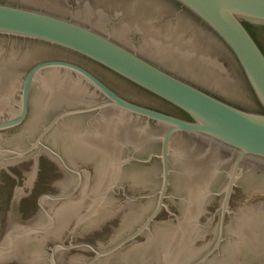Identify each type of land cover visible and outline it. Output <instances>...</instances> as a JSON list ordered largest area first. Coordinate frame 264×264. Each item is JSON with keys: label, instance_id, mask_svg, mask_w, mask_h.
<instances>
[{"label": "water", "instance_id": "water-1", "mask_svg": "<svg viewBox=\"0 0 264 264\" xmlns=\"http://www.w3.org/2000/svg\"><path fill=\"white\" fill-rule=\"evenodd\" d=\"M173 1L199 25L181 17L173 25L163 22L161 38L151 30V23L162 17L155 10L158 1L119 0L126 17L116 33L134 47L125 34L145 31L147 37L136 44L163 53L153 59L176 65L179 75L215 93L243 100L216 47L223 46L241 67L263 112L220 99L93 27L0 1V36L37 49L78 54L190 117L181 119L133 103L70 62L33 65L41 57H35L36 49L19 54L20 49L0 47V119L6 118L0 121V169L17 181L6 167L33 160L31 172L20 170L27 178L22 179L23 187L16 186L13 192L0 264L13 260L59 264L69 250L96 253L95 257L77 253L69 264H264V201L239 204L264 193V50L251 32L264 28V0ZM81 2V15L89 17L103 3L115 0ZM97 27L108 31L106 26ZM9 54L14 63L6 68L2 61ZM187 54L195 55L193 66L185 62ZM90 85L103 95V103L53 118L70 105L101 101ZM96 109L101 110L64 118ZM46 134L51 148L44 144ZM27 147L31 153L16 154ZM41 155L63 178L51 185L58 194L42 196L37 214L22 222L18 204L33 189ZM129 155L134 158L126 162ZM73 167L82 168L77 190L79 176L69 170ZM121 211L108 242L96 241V247L70 244L101 231L103 222Z\"/></svg>", "mask_w": 264, "mask_h": 264}, {"label": "flooded vegetation", "instance_id": "flooded-vegetation-1", "mask_svg": "<svg viewBox=\"0 0 264 264\" xmlns=\"http://www.w3.org/2000/svg\"><path fill=\"white\" fill-rule=\"evenodd\" d=\"M0 1H10V2H13L15 4H19L20 6H25V7H29V8H33V9H37V10H42V11H45L48 13H54V14H57V15H60L63 17L70 18V19L77 21L79 23H82L86 26L93 27L94 29L102 32L106 36L111 37L113 40L125 45L126 47L133 50L134 52H136L140 56L144 57L145 59L155 63L156 65L160 66L161 68H163V69H165V70H167L173 74H176V75L182 77L183 79L193 83L194 85H197L198 87L207 91L208 93H211L212 95H214L220 99H223V100H225L231 104L239 106L241 108H246V109L253 110L256 112H263V109H262L260 103L258 102L256 96L254 95V93H253V91H252L241 67L239 66V64L237 63L235 58L232 56V54L223 46L218 45L216 47L219 50H221L220 54L222 55L221 57H222L224 63L227 64V66L229 67V70L231 71L232 75L236 79V83L240 87V92H242L241 95L243 96V100H235L231 97H227V96L215 93V92H213V91H211V90H209V89H207V88H205L199 84H196V83L188 80L187 78L179 75L178 72L176 71V69H177L176 65H169V64L165 65L161 61H157V60L153 59V56H159V55L163 56V53L156 50V48H147L146 47L144 49H141L138 47V45L136 44L137 41H141L142 40L141 38L147 37L145 34V31H143V30L138 31L137 29H132L133 31L131 30L130 32H127L125 34V37L132 40L135 43L134 44L135 46L131 47V46L125 44L121 38L123 36L119 35L115 31V29L117 27L125 25L124 24L125 17H126L125 11H124L122 6H120L116 3L119 0H115V2L103 3L99 8L96 9V11L98 13L94 12L89 17H84L81 15L82 13H80L81 9H82L81 0H0ZM156 1L159 2V7L155 10L157 12H160L162 14L161 15L162 17H160L159 19H157L151 23V28H152L151 30L153 32H155L157 35L160 33L158 35L159 37L163 38V34H162V32H163L162 31V29H163L162 23L163 22H165V24H168V25L169 24L173 25L175 22L178 21V18L181 17L183 19H187V21H189L191 23L198 24L197 20H195V18L187 10L182 8L178 3L174 2L173 0H156ZM101 25L106 26L108 31H106L105 29H99L97 27V26H101ZM170 27H172V26H170ZM251 32H252L253 36L255 37V39L260 44V46L262 47V49L264 50V28H254V29H251ZM136 45L138 48L136 47ZM0 47L5 48L6 50H10L13 48L18 49V50L20 49V51H22V52H20L19 54L23 53V50L24 51H26V50L31 51V50L36 49L35 57H38V56L39 57L41 56V57L39 59L33 61V63H32L33 65L40 63V62L49 61V60H60V61H66V62H70V63L76 64V65L82 66L85 69H87L88 71H90L91 73H93L95 76H97L99 79H101L106 85H108L112 90H114L116 93H118L120 96L124 97L125 99H127L133 103L148 107L150 109H153V110H156V111L168 114V115H172V116H175V117H178L181 119L190 120V117L187 114H185L183 111L176 108L172 104L168 103L167 101L151 94L150 92L138 87L137 85L131 83L130 81H128V80H126L120 76H118L117 74H115V73L109 71L108 69L100 66L99 64H97V63H95V62H93V61H91L85 57H82L78 54H75V53H72L69 51H65V50H61V49H54V48H50V47H46V48L41 47V48L37 49L38 47L36 48L33 45H29V44L24 43L23 41H17L15 39H9L7 37H2V36H0ZM5 54L6 53H2V55H5ZM10 57H11V54L8 55V59L6 61L5 60L2 61V62H5L3 64V67L7 68V67H9V65H12V63H14V59H12ZM35 57H33V59ZM0 58H2V57H0ZM9 59H11V60H9ZM185 62L187 64H190V66H193L196 63L195 55L187 54L185 56ZM29 68L30 67L27 68L25 75L28 72ZM71 73L75 74L74 72H71ZM25 75H24V77H25ZM75 75H77V74H75ZM33 86H34V84H33ZM33 86H32V89L30 92V97H29L28 114H27L24 122L26 121V119L29 116L30 100H31V94H32ZM21 88H22V86H21ZM96 92L99 93L98 91H96ZM20 93H21V91H20ZM99 95L102 98L101 101H99V102H84V103L78 104V105H70L68 107L62 108L59 111H57L54 114L53 118L57 114H59L63 111H66V110L88 108V107H93L95 105L103 103L105 101V98L103 97L102 94L99 93ZM81 97H82V95H81ZM85 98L86 97H84V99ZM111 108H113V107H111ZM97 110H101V109H96V110H91L88 112L68 115L64 118H67L69 116L79 115V114H88V113L95 112ZM133 116H136V115H133ZM136 117L147 120L148 122L153 123V124H159L158 122L151 120V119H147V118L139 117V116H136ZM63 119H61V120H63ZM92 119H91V121H92ZM1 120H6V118L0 119V121ZM20 125H18V126H20ZM159 125H161V124H159ZM18 126H16V127H18ZM13 128H15V127H13ZM48 134H46V136L44 138V144L47 146H50L46 142V137L48 136ZM184 135H187V134H184ZM42 141H43V139H42ZM161 143H162V139H161ZM199 145H201V144H199ZM31 147H27V148H23L21 150H17L16 154L20 153V156H22V154L23 155L29 154L32 152V150H29ZM44 147L46 148V146H44ZM50 148H51V146H50ZM160 150H161V147H160ZM160 150H159L158 154H160ZM50 152H52V151H50ZM52 153H53V155H57L54 152H52ZM158 154H156L154 156L159 158ZM129 156H128L126 162L127 161L130 162L134 158L133 156H130V157ZM144 161H146V160H144ZM144 161L140 162V163L146 164L147 162H144ZM233 163H234V161H233ZM241 165H242V163L240 164V166L238 168L237 177H238V174L240 172ZM69 170L79 176V181H78L77 186H76V190H77L82 183V180H81L82 168H76V167L74 168L73 167V168H70ZM232 170H233V166H232ZM232 170H231V173H232ZM231 173H230V175H231ZM230 175H229V178H230ZM73 192H74V190H72L71 193H73ZM232 194H233V192H232ZM232 194H231L230 198H232ZM30 195H33V192H30ZM147 197H148V195H147ZM224 224H225V222H224ZM134 231H132V232H134ZM132 232H130V233H132ZM141 236H139V237H141Z\"/></svg>", "mask_w": 264, "mask_h": 264}, {"label": "rangeland", "instance_id": "rangeland-1", "mask_svg": "<svg viewBox=\"0 0 264 264\" xmlns=\"http://www.w3.org/2000/svg\"><path fill=\"white\" fill-rule=\"evenodd\" d=\"M31 166H33V160L28 159L27 161H23L17 165L6 167V169L17 178L18 184L16 179H12V177L6 173L5 169H0V183L4 184H0V242L3 240V235L6 230L7 211H10V202L12 201L14 189L16 186L17 188H22V184L27 180L26 177H23V174L20 170L31 172V169H29ZM37 169L39 170L37 171V178L34 179L35 182H33V189H31L33 195L29 194L27 197L21 198L18 204L19 214H22L20 216V220L22 222H27L37 214L39 209L38 201L42 196H53L58 194L57 189L51 185L55 181L61 180L63 178L61 173H56L58 171L57 166L43 155L38 158ZM259 201H264V193L253 194L251 199H243L239 202V204L248 205L249 203H257ZM123 214L124 211H121L115 215L114 218L104 221L101 226V231H92L84 239L71 241L70 244H88L92 247H96V241H99L100 243L108 242L112 235L111 228H118V224L120 223L119 219L122 218ZM77 253H80L86 257L96 256L95 252L69 250L62 255L59 264H69V260ZM3 264L22 263L18 262L17 260H13L12 262H4Z\"/></svg>", "mask_w": 264, "mask_h": 264}]
</instances>
